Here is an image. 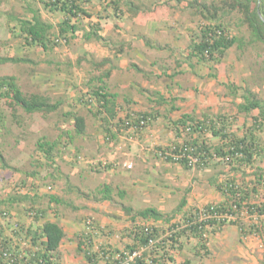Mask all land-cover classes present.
Here are the masks:
<instances>
[{
    "label": "rangeland",
    "instance_id": "obj_1",
    "mask_svg": "<svg viewBox=\"0 0 264 264\" xmlns=\"http://www.w3.org/2000/svg\"><path fill=\"white\" fill-rule=\"evenodd\" d=\"M190 1L90 0L83 3L86 6L87 14H79L78 18L72 20L78 25L74 35L67 33L64 38L55 26L62 18L61 13L45 10L38 0H0V77L14 76L25 95L38 93L48 97L52 102L56 100L61 102L59 108L53 112L27 113L19 107L9 106V103L0 97V199H5L11 192H15L17 186L31 187V182H33L37 185L35 189L38 196V199L34 200L35 203H39L40 209L53 216L69 218L70 214L74 212L82 215L88 207L85 209L84 207L79 208V206L94 202L91 199L96 190L107 181L113 197L111 208L120 209L122 215L125 216L124 221L121 219L117 221L122 223L117 234L119 246L113 247L121 252L130 251L128 247L131 243L128 234L129 228L145 223L142 217L134 216L132 218L130 213L122 209V205L132 207L134 209L132 212L143 209L133 201L142 184L148 185V193L152 195V202L148 205L157 207L159 204L161 208L159 211L164 218L169 219L168 222H153L159 229H161L160 227L164 229L174 222L182 223L183 217L190 215L194 209H201L207 203H215L217 199L210 198L209 200L212 202H207L204 205L199 204L203 201L199 200L197 190L207 187L208 194L211 191L210 187L214 189V184L224 183L230 179L245 191H249L251 203L264 204V122H257L254 119L259 115L258 109L244 115L238 113L236 108V103L242 101L239 94L242 89L247 88L261 101L264 110V44L247 41L250 39L249 31L246 25L241 22L242 15L235 10L228 9L227 6L226 12H220L219 21L226 26L229 35L237 37L241 47H237V44L233 45L217 63H214L213 60L198 62L195 57L187 55L190 52L189 47H184L187 43L190 44L191 35H198L199 27L203 23L201 15L195 14V8L189 6ZM204 1L208 3L214 1V4L222 5V0ZM134 5L139 7L138 10L134 11ZM35 13L53 26L49 33L53 41L57 43L47 44L46 51L39 45L29 44L24 39L25 34L19 29L18 19H29ZM151 14L154 15L152 16L154 19H157L156 30L161 29L158 20L162 18L165 22L171 21L168 22L171 25H175V17L183 18V21L186 20L190 30L187 34L179 33L180 35L176 37V42L182 48L177 50L178 45L174 43H166L165 47L161 46V48H166L165 56L177 53L179 58L174 61V64L169 62L172 59L167 57L164 58L166 62L164 60L160 62L158 57H151L154 64L152 67H148V65L146 66L147 58H144L141 64H136L131 61L133 57L130 56L128 63L130 71L123 72V78L127 80V77L130 76L127 72L132 73L136 83L135 89L137 90V85L141 84V91L148 90L153 96H157V91L151 87L144 89L150 83L165 87L166 90L163 88L164 92L174 89L175 85L193 89L197 97L203 95L202 97L207 98L206 108L199 109L197 105L199 102L195 97L194 108L191 111L196 118L199 119L206 115V117L217 120L216 124L220 126V120L216 117L220 113H215L212 110L217 104L225 111L222 116L218 115V117H226L228 127L235 134L247 138L249 129L245 130V127L253 128L251 130L254 132L255 145L257 146L256 161L253 165L243 163L231 166L218 156H214L208 165L202 168L192 166L183 170L178 168L175 170V165L178 164H168L166 170L176 174L182 171L181 175H177L178 181L187 182L189 185L176 187L170 181L167 184L161 175L152 179L150 167L144 168L141 165L142 158L139 154L145 152L159 163L172 162L162 159L157 148L167 147L176 141L183 142L184 139L190 138L186 131L174 128L172 120L175 114L172 115L168 105L158 106L153 103L155 100L153 98L152 101L146 102V104L152 103L147 108L138 109L139 106L136 107L138 111L134 112L141 110L149 113L144 127L124 126L122 119L125 120V114L123 118L122 116L118 117L117 113L115 115L109 113L106 115L110 119L108 124L106 119L92 114L98 108L95 95L91 91L95 79L102 76L104 84L108 87L107 76L104 77V73L109 67H111L109 68L111 73L113 63L115 64L109 56L124 54V36L122 35L131 30V27L137 26V18H140L138 22L147 23ZM176 25L179 26V24ZM93 26H96L94 28L98 35L103 34L102 40L85 39L84 34L93 30ZM135 28L140 29L139 27ZM162 38L156 36L148 39L150 42L158 44L160 42L156 39ZM171 45L177 46V48H173ZM169 48L171 51L167 50ZM7 57L20 60L16 62L2 60ZM104 58L110 62L98 66L97 63ZM115 59L117 60V58ZM182 61L187 63L186 73L174 74L173 70L181 66ZM166 71H170L173 76H168ZM209 74H214V76ZM181 77L186 78L187 81L179 83ZM92 79L93 81H91ZM203 79L206 80V86L200 89ZM113 83H117V80H114ZM227 83H233L239 87L237 95L229 94L226 88ZM141 91L135 97L143 103L146 98L139 96L142 95ZM115 102H117L115 103L116 107L121 106L116 99ZM122 103L126 105V108L131 104L126 100H122ZM154 106H158L157 109ZM117 110L118 113H121V109ZM67 111H74L85 118V131L82 134H74L73 121L64 116ZM126 112L129 113L128 109ZM104 118L106 117L104 116ZM195 133L197 134L196 131H192L191 135L196 136ZM203 137L211 146L221 142L218 135L206 133ZM41 141L49 144L55 143L49 158H46L43 150L38 147ZM133 143L137 147L135 150L131 148ZM161 167L158 166V168ZM134 173L141 176L139 179H134V187L130 188L133 185L122 175H128L130 178L127 177L133 180L136 177L132 176ZM144 175L148 176L144 177ZM48 186L51 188L49 189ZM23 190L25 191L26 188L22 187L21 191ZM121 190L124 193L122 197L118 196V191ZM193 191H196V195H193ZM50 194L56 195L68 205H56L49 201ZM185 199L186 203H190L188 207L180 203ZM29 204L31 203L18 204L23 207L21 214L27 212L25 207ZM3 209L8 208L0 204V210ZM242 217H244L243 222L247 225L253 223L264 225V217L261 215H255L257 218L248 214ZM81 218L82 216L78 219L79 223ZM93 221L95 222V220ZM21 223L23 227H26L23 222ZM226 225L228 224L224 226ZM100 228L103 231L101 226ZM125 228H127V232L122 234L121 230ZM29 229L32 230V228ZM247 229L238 230L239 237L258 236L264 243L262 229L254 230L255 232H249ZM67 232H69L68 227ZM218 232L219 229L209 227L204 234V240L184 234L180 238L181 251L170 250L171 258L165 259L162 264H185L186 261H190L188 264H203L204 261L205 264H211L214 260V256H209L211 253L209 249L212 246L211 239ZM104 233H100L98 238L101 239ZM71 241L73 243V239ZM97 241L95 246L103 244ZM201 242L205 243V247L200 246ZM196 251L198 254H195ZM78 254L81 253L78 252ZM115 257L116 255L110 257L109 260H116ZM106 260L105 258L97 259L93 264H105ZM120 260L123 261V257ZM243 264H251V262L246 261Z\"/></svg>",
    "mask_w": 264,
    "mask_h": 264
},
{
    "label": "trees",
    "instance_id": "obj_2",
    "mask_svg": "<svg viewBox=\"0 0 264 264\" xmlns=\"http://www.w3.org/2000/svg\"><path fill=\"white\" fill-rule=\"evenodd\" d=\"M38 1L42 4L45 10L62 14L61 20L58 21L55 26L57 27L59 34L65 38L67 33L74 35L78 29V25L76 22L73 23L72 20L73 18H78L79 14H87L86 6H84L83 3H87L90 0ZM214 3V1L208 3L204 0L190 1L189 6L195 8V14L201 15L203 23L199 27L198 35L190 36V52L188 55L196 57L197 60L201 62L213 60L214 63H217L233 45L237 44V47H241L240 41L237 37L229 35L226 26L219 21L220 12H226L227 6L228 9L235 10L242 15L241 22L246 25L249 31L250 39L247 41L264 44V0H222V5ZM138 8L137 5H134L133 7L134 11L138 10ZM18 25L20 31L25 34L24 39L29 44L39 45L46 51L48 49L47 44L57 43L50 37L49 30L53 28L52 24L42 20L37 13L33 14L29 19H18ZM94 27L96 28V26H93V30L84 34L86 40H102V36L97 34ZM2 60L16 62L20 59L7 57L2 58ZM108 62L110 61L104 58L99 61L97 65L101 66ZM104 74V77L108 76L107 72ZM210 76H214V74H210ZM91 81H93V79ZM91 88L98 106L96 111H93L92 114L97 117L101 116L102 119H106L108 124L110 119H108L106 115H109V113L115 115L117 112L114 109L112 102L113 95L107 93L106 85L103 82L102 76L95 79V83H93ZM226 88L230 95H237L239 87L235 84L227 83ZM0 97L5 99L9 103V106L19 107L27 113H49L56 111L61 105L60 100L52 102L48 97L38 93L25 95L16 82L15 77L12 75L0 77ZM239 97L242 101L236 104L238 112L248 114L252 110L258 109L259 115L254 119L257 122H264L262 103L257 99L255 94L245 88L242 89ZM134 114V117L130 114L125 115V120L122 119L124 126L136 125L138 127L140 126L139 121L143 120L146 122L149 116V113L144 111L134 112ZM64 116L73 121L75 135H80L85 131V118L82 115L75 113L74 111H67L64 113ZM104 116L106 118H104ZM216 117L220 120V126L216 124L217 120L215 119L206 117V115L198 119L192 113H182L178 119L172 120L175 129L189 127L186 134H189L190 136V138L184 139L183 142L176 141L175 143L170 144L174 146L173 152L181 154L182 150L186 148L190 153L195 155L202 153L198 162L194 165L201 168L206 167L214 156L220 157L226 162V164L231 166H238L243 163L253 165L256 161L257 151L255 137L253 135L254 132L251 130L253 128L249 126L245 127V130L249 129L247 131L249 133L246 135L248 139L246 137H240L228 127L229 124L227 123L226 117H218V115ZM192 131L197 132V134L195 133L196 136L191 135ZM206 133L218 135L221 139L220 144L213 146L208 144L207 139L203 137ZM38 145V147L43 150L46 158H49L52 154L55 143L49 144L41 141ZM169 146L163 148L158 147L157 149L167 153ZM164 159L172 161L170 156H166ZM172 162H178L184 168L192 167L186 160ZM36 186L35 183L31 182L32 188L29 187L25 193L19 192V190L21 187L26 186H17L15 192H11L5 199H0V204H3L6 207H11L14 203L21 204L23 202H30L31 204L25 207V210L28 211L33 219L37 221L42 218L46 212L43 209H37L35 207L36 203L34 199H38L37 191L35 189L37 188ZM214 188L224 195L222 201L207 203L201 209H194L190 215L183 217L182 223L174 222L164 229L163 227H160L161 229H159V227L157 228L153 223L157 221H169L167 217L164 218L159 210L153 207H148L132 212V207L122 205V209L125 212L130 213L132 218H134V216H140L145 220V225H133L129 228L128 234L131 238V243L128 247L130 250H137L142 246H146L149 238L155 237L156 239H159L158 242L142 252L141 256L137 259V263L162 264L165 259L167 260L171 258L170 250L173 251L175 249L178 252L181 251L182 245L180 238L184 234L186 236L192 235L198 238V240H204V234L209 227L220 229L225 224H234L240 231H244L247 228L249 232H255L254 230L258 231L260 229L264 231L263 224L256 225L253 223L247 225L243 222L244 217L242 216L246 214L252 215L254 218H257L255 215H261L264 217V204L260 205L251 203V201H249V191L247 192L236 185L232 179L224 183H216L214 184ZM31 190L33 191V196L28 194ZM123 194L122 190L118 191V196L122 197ZM48 198L49 201L54 202L56 205H68L54 194H50ZM92 200H105L112 202L113 197L110 186L108 184L102 185L101 188L96 190ZM180 203L181 205H184L185 201L182 200ZM6 210L8 212V217H11L10 220L13 222L15 216L12 212H9V209ZM85 220V228L76 236L77 251L82 253L84 259L91 264H93L94 261H97L96 255L100 257V260L104 258L107 259L105 264H121V258L115 257L116 260H109V258L115 256L119 250L109 247L107 244H97L98 246H95V238L100 236V233H103V231L97 223L90 222L89 224V217ZM17 224L20 223L17 222ZM145 227L147 228V231L144 230ZM121 231L122 234H124L127 232V228ZM30 234H33L32 239L39 245V252H43L42 256L47 262L50 263L54 260L55 264H62L58 260V249L61 240L64 238L65 232L58 222L45 220L38 225L37 228L31 230ZM36 240H39L40 242H36ZM200 246L205 247V243H202ZM198 251H196L195 254H198ZM205 252L207 253L206 248ZM189 262L186 261L185 264H188Z\"/></svg>",
    "mask_w": 264,
    "mask_h": 264
},
{
    "label": "crops",
    "instance_id": "obj_3",
    "mask_svg": "<svg viewBox=\"0 0 264 264\" xmlns=\"http://www.w3.org/2000/svg\"><path fill=\"white\" fill-rule=\"evenodd\" d=\"M152 16L154 15L152 14L150 15L149 20H147V23H140L138 22L140 18H137V23H136L137 26L131 27V30H128L126 34L122 35L124 36L123 37V44H124V49H125L124 54H117V56L115 55L109 56L111 59H113L115 64L112 62L114 66H113V70L111 71V73L109 69L111 67H109L106 70V72L108 73V76H107L108 87H106V91L107 93L113 95L112 102H113V106H115L114 109L117 111L116 113L118 117L120 116L123 117L124 114L125 115L131 114V113H134V111H138L136 109V107L138 106H139L138 109L147 108L152 103L149 102L150 104H146V102L149 100L152 101L153 98H155V100L153 101L154 104L158 106H161V105L169 106V109L171 110L172 115L175 114V116H173V120L178 119L182 113H192L191 109L194 108L193 101L195 100V97L197 98V101L199 102L197 104L199 109L201 108L203 109L206 105L205 102L207 98L205 99V97H202L203 95H199L197 97L196 94H194L195 91L187 87H179L178 85H175L174 89L164 92L163 88L165 87H159V86H156L155 84L150 83L146 85L144 89L146 90L147 87H151L153 90L157 91V96H153L152 94L148 92V90L141 91V87H142L141 84L137 85L138 87L137 90L135 89L136 83L133 80L134 76L132 75V73L127 72L130 75L129 77H127L128 78L127 80L123 78V75H124L123 72L130 71L128 69V63L130 61L129 60L130 56L133 57L131 61L136 62V64H141L142 60L144 58H147L146 66L148 65V67H152V64H154V60L153 59L151 60V57L152 58L158 57L157 59H159L160 62H162L163 60L164 62H166V59L164 58L167 57V58L172 59L169 62H173V63L174 61H176L177 58H179L177 53H174L170 56H165L164 52L166 51V48H163V47L167 45L166 43H169V44L174 43L175 45H178V48L177 46L174 47L173 45H171L173 46V48H177V50L182 48V46L178 44V42H176V37L177 35H180L179 33H181L182 35L185 33L187 34V32L190 30V27H188L189 25H187L186 20L183 21V18L179 19V17L178 18L175 17V22L172 21L174 22L175 25H171V23H168L171 21L165 22L162 18L160 19L161 21L158 20L159 22L158 24L161 26V29L156 30L157 19H154ZM176 24H179V26H177ZM135 27H139L140 29H136ZM179 27H184V28L179 29ZM163 34H165L166 36ZM156 36L163 37L162 39H156L160 43L157 44L154 42L153 43L150 42L149 39L155 38ZM167 37H169V40H167ZM188 45L189 44L187 43L186 45H184V47H189ZM161 46L163 47L161 48ZM167 50L171 51L170 48ZM115 58H117V60ZM195 59L197 60L196 57ZM186 66H187V63H184L182 61L181 66H178L175 70H173L174 74L175 73L185 74L186 73L185 70L187 68ZM166 73L168 76L169 75L173 76V74H171L170 71H166ZM114 80H117V83H113ZM186 81H187L186 78H182V77L179 78V83L181 84ZM201 84L202 86H200V89L201 87L206 86V80L203 79ZM139 91L142 92V95H139V96H141L142 98L144 97L146 98V100L143 103L139 102L137 98L135 97L136 94L137 95L139 94ZM130 94L132 96H129ZM115 99L116 101L119 102V105H121L120 107H116L115 103L117 102H115ZM122 100L123 101L126 100L127 102H130L131 103L129 104L130 106L127 105L128 107L126 108V105L122 103ZM158 106H154V108L157 109ZM117 109H121V113H118ZM127 109L129 113L126 112ZM212 110H214L215 113H220L218 114L219 116H222L225 112L221 108H219L217 104L214 106V108H212ZM238 113H242V112H238ZM243 114L245 115V113ZM139 145L142 147L141 144ZM131 148H134L135 150L137 147L134 146V143H133V146L131 145ZM137 152L139 153V150H137ZM139 154H141V158H142V161L139 160L141 161V165H143L144 168L150 167L151 173H152V175L150 176L152 177V179L157 178L158 175H161V177L165 179L167 184H169L168 182L170 181V183L172 185L174 184L176 187L189 186L187 182L182 183L178 181L177 175H181L182 171H179V173L176 174L175 172H172V171L169 172L166 170L168 168L167 167L168 164L175 165L178 163H173V162H160L159 163L155 159H153L152 156L150 157L145 152H142ZM158 166H162V167L158 168ZM177 168L180 170L185 169L180 164L175 165V170ZM122 176L125 178V180L127 181L129 180L130 183L133 185L134 179H139V176L141 175L134 173V175L132 176L133 177L136 176V177L133 178V180L129 179L130 177L128 175H122ZM146 176L148 175H144V177ZM106 184H107V181H106ZM147 186L148 185L142 184L140 186V190L137 189L138 193L135 199H133L134 203H138L139 205L138 207H142L143 209L152 207L148 205L150 202H152V195L148 193ZM132 187H134V185L131 186L130 188ZM202 189H204V191H202ZM208 190L209 189L207 187H203L197 190V195L199 197V200L203 201V202H199V204L204 205L207 202H212L209 200L210 198L217 199L215 202H220L223 200L224 195L220 191L216 190L215 188L213 189L210 187L211 191L210 193L207 194ZM32 193L33 191L31 190V192L28 194L30 196H33ZM193 195H196V191H193ZM184 201H185L184 205L188 207L190 203H186V199ZM201 205H198V206H201ZM35 207L37 209L41 208L39 203H36ZM83 207L85 209L86 207H88V209L85 212H83L82 215L74 212L70 214V217L68 216L69 218H66V216H63V217L58 216V215L53 216L51 214H47L48 212L45 211L46 213L44 214V216H42V218H40L37 221L31 219L26 214L27 213L26 211H25L26 212L25 214L23 213L21 214L23 207L18 205V203H14L11 207H7V208L12 213L15 214L16 219H18L20 222H23L27 228H32V230L37 228V226L40 225L45 220L58 222V224L62 227V229L65 232L64 238L61 240V243L58 249L59 262H61L62 264H88V262L84 259V257H82L81 254H78L77 242H76V236L80 233L81 230L85 228V223H84L85 218H87V216H90L93 220H95L96 223H98L102 227L103 232H105L103 237H101V239H99L98 237L96 238V241L98 240L97 241L98 243L107 244V246L109 247H117L119 246V243L117 240V234L119 232V229L122 226V223H118L117 221L120 219L121 221H124L125 216L122 215V212H120V209L117 208V210H114L113 208H111L110 201H105V200L94 201V202L86 203L85 206H79V208H83ZM153 208L157 210L161 209L159 204H157V207H153ZM81 216H82L81 222L79 223L78 219H80ZM228 225L221 227L219 229V232L214 235L213 239H211L212 246L209 249L211 251V253H209V256H214V260L211 264H243L246 261L251 262V264H264V243L263 241L258 236H240L239 237L238 227L234 224H228ZM67 227L69 228V232H67ZM6 232L9 233L8 229L6 230ZM70 238L73 239V243ZM231 257L233 258L232 260H231ZM203 264H205V261L203 262Z\"/></svg>",
    "mask_w": 264,
    "mask_h": 264
},
{
    "label": "built area",
    "instance_id": "obj_4",
    "mask_svg": "<svg viewBox=\"0 0 264 264\" xmlns=\"http://www.w3.org/2000/svg\"><path fill=\"white\" fill-rule=\"evenodd\" d=\"M140 123L143 124V120ZM173 149L174 146L170 145L167 153L160 151L159 156L163 159L166 156H170L172 161L186 160L189 165L194 166L202 154H192L186 148L182 150L181 154H176L173 152ZM7 214L8 212L4 211L1 216L9 220L11 217H8ZM90 222L88 221L89 224ZM11 230L12 232L10 234H6L3 232L2 225H0V264H55V262L52 261L49 263L43 258V252H39V245L34 242L31 236L25 234L26 231L17 222H11ZM144 230L147 231V228L145 227ZM148 240L146 246H142L137 250L119 251L116 253V258L123 257L121 264H138L137 259L141 256L142 252L158 242L159 239L153 237Z\"/></svg>",
    "mask_w": 264,
    "mask_h": 264
},
{
    "label": "clouds",
    "instance_id": "obj_5",
    "mask_svg": "<svg viewBox=\"0 0 264 264\" xmlns=\"http://www.w3.org/2000/svg\"><path fill=\"white\" fill-rule=\"evenodd\" d=\"M189 54V53H188ZM132 117H134L135 116V114L134 113H131L130 114ZM140 121H142V120H140ZM140 121H139V125L140 126H138V127H144L145 126V124L144 123H146L145 121H143V124H141L140 123ZM133 126V125H132ZM134 126H136V125H134ZM188 131L189 130V127H182V128H180V131ZM169 146V145H168ZM160 152V151H159ZM163 159V158H162ZM174 163H178V162H174ZM179 164V163H178ZM26 188V190L29 188L28 186H26L25 187ZM48 188L50 189L51 187L50 186H48ZM22 190V187H21V189L19 190V192H25L24 190L23 191H21ZM4 211H6L7 212V210L5 209H3V210H1V214H2V212H4ZM9 212H11V211H9ZM1 214H0V225H2V228H3V232H5L6 234H10L11 232H12V230H11V220L9 219V220H7V219H5V218H3L2 216H1ZM13 215L15 216V214L13 213ZM27 215L31 218V219H33V217H32V215H30L29 213H28V211H27ZM34 220V219H33ZM90 221L91 222H93V223H95L94 221H93V219H91L90 218ZM13 222H19V220L18 219H16L15 217H14V221ZM12 222V223H13ZM85 222H86V220H85ZM84 222V223H85ZM20 224H18L22 229H24V231H26V235H29V236H31L32 237V235L33 234H30V232H31V230L29 229V228H27V227H23L22 226V223L21 222H19ZM8 229V231H9V233H7L6 232V230ZM30 232H29V231ZM37 242H40L39 240L37 241ZM96 244V243H95ZM93 249V248H92ZM94 250V249H93ZM82 254V253H81ZM83 256V255H82ZM113 257V256H112ZM100 257L99 256H97L96 255V259H99ZM53 262H55L54 260H52ZM88 264H91V263H88Z\"/></svg>",
    "mask_w": 264,
    "mask_h": 264
}]
</instances>
